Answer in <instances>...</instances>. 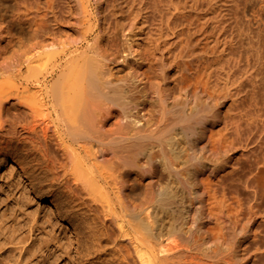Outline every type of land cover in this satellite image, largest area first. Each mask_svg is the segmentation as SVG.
<instances>
[{
  "label": "rangeland",
  "instance_id": "obj_1",
  "mask_svg": "<svg viewBox=\"0 0 264 264\" xmlns=\"http://www.w3.org/2000/svg\"><path fill=\"white\" fill-rule=\"evenodd\" d=\"M78 32H87L85 45L101 41L107 77L123 86L127 100L140 103L136 113L145 130L171 140L132 141V157L150 168H133V177L144 180H137L143 188L130 198L132 206L139 210L153 196L171 195L177 220L187 235L195 229L194 239L204 251L229 258L240 250V263L262 264L256 255L260 246L250 244L262 219L258 214L257 222L247 223L252 196L245 179L250 149L264 141V0H0V68L8 66L0 76V96L8 95L2 111L11 138L0 134V224L19 226L16 240L23 239V264H126L130 249L119 227L109 224H101L103 247L89 248L77 217L60 205L61 193L71 192L66 176L55 175V166L40 157H23L31 148L29 139L23 141L26 41L62 40ZM113 115L108 132L122 124L118 112ZM200 116L215 139L232 141L228 154L202 147L201 124L196 133L182 135V128ZM139 141L150 162L133 146ZM223 162L227 166L220 169ZM261 179L256 178L259 185ZM230 197L244 200L242 211ZM80 204L86 211L82 200ZM229 212L239 214L233 218ZM200 226L219 237L211 248L203 242ZM7 246L15 247L18 257V244Z\"/></svg>",
  "mask_w": 264,
  "mask_h": 264
},
{
  "label": "bare ground",
  "instance_id": "obj_2",
  "mask_svg": "<svg viewBox=\"0 0 264 264\" xmlns=\"http://www.w3.org/2000/svg\"><path fill=\"white\" fill-rule=\"evenodd\" d=\"M78 33V36L67 35L68 37L62 40L42 38L36 39L37 41L32 44L29 40L26 41L24 60L26 73L23 74L25 83L23 141L29 139L31 148L26 149L23 157L31 155L40 157L47 166H55V175L60 176L63 173L66 176L65 183L73 194L61 193L60 205L68 214L73 213L77 217L85 236V243L91 249L103 247L101 237L104 233L101 224L102 226L109 224L119 227L125 235L124 241L130 246L124 256L126 264H243L240 263L243 260L239 255L240 250H236L239 248H236V251L232 252L234 255L229 258L225 256V258L220 256L217 258L209 254V248L204 251L200 247L192 234L195 229L187 235L183 228L185 224L177 220L172 210L171 195L153 196L139 210L132 206L130 198L139 195V192L135 193L139 191L141 185L143 188V184L139 186L137 182L141 176L133 177V168L140 166L150 172L148 164L143 162L139 165L141 161L132 157V141L154 138L160 143L170 144L171 140L156 137L157 133H154L156 130H151L149 133L145 130L142 119L136 113L140 103L133 99L127 100L129 96L121 88L123 86H117L107 77L108 60L100 44L101 41L97 38L93 43L88 41L85 45V41L88 40L87 32ZM33 51L35 52L32 53ZM7 68L8 66L0 68V76L7 71ZM195 89L196 92L200 91V85L198 84ZM7 98V94L0 96V134L11 140L7 134L8 118L2 111ZM114 112H118L121 126L124 128L120 126L122 129L119 127L120 130L108 132L106 125ZM198 124L203 125L198 130V135H201V144L206 151L211 154L221 152L228 154L233 149L229 144L232 141L227 139V143L224 144L225 140L215 139L214 135L210 134L204 116L183 127L182 135L184 132L196 133ZM53 143L54 149L51 148ZM136 145L133 146L138 148L150 162L151 159L147 158L149 154L145 152L146 145L141 141ZM250 150L251 157L248 161L251 169L248 168L250 171L246 176L245 185L252 199H249V195V197L246 195L247 198L242 197L251 202V205L249 200L248 204L246 203V206L249 205L248 215H252L247 223L251 224V219L256 221L259 216L262 219L256 231L253 232L251 229L247 234L253 232L250 236L253 242L250 244L253 243V249L260 246L259 250L262 252L259 253L260 251L257 250L259 254L256 255L264 259V242L261 244V240L264 241V184L262 185L264 179L260 181L262 188L256 182L258 175L260 179L264 178V175L260 176L264 174V141ZM164 157L168 158L166 152ZM223 163L218 166L220 169L227 166V163ZM169 167L172 166L169 164ZM215 168L217 167H214V170ZM45 177L41 176V180ZM150 178L151 181L154 179L153 176ZM238 197L242 198L239 194ZM236 198L231 199L235 200L237 202L235 204L240 208L244 200ZM80 200L83 201L86 211H81ZM243 212L246 214V211ZM202 213L203 217L204 211ZM230 213L229 216L234 214L232 215L234 218L235 213ZM206 214L211 217L209 213ZM258 214L260 215L257 216ZM222 217H227V214ZM239 217L238 219L241 220ZM4 223L0 224V253L3 251L9 253L0 257V264H23V239L21 237L16 240L19 237L16 236L20 230L19 226ZM200 231L205 234L203 242L210 248L219 239L214 232H208L201 226ZM11 243L18 244V257L15 255V247L7 248ZM40 250H42L41 245ZM30 251H33V248Z\"/></svg>",
  "mask_w": 264,
  "mask_h": 264
}]
</instances>
